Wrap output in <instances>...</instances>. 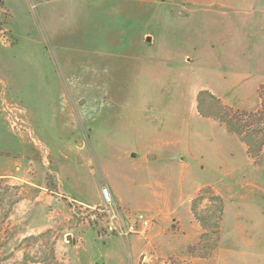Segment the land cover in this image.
<instances>
[{"label": "rangeland", "instance_id": "1", "mask_svg": "<svg viewBox=\"0 0 264 264\" xmlns=\"http://www.w3.org/2000/svg\"><path fill=\"white\" fill-rule=\"evenodd\" d=\"M263 79L264 0H0V219L24 200L32 222L26 238L9 230L0 264H118L124 237L100 236L89 209L108 187L157 223L152 187L167 173L174 204L196 192L206 236L192 256L214 255L237 203L225 245L234 264H264L243 258L264 255V150L251 157L217 118L258 110ZM225 162L240 182L222 195L204 183Z\"/></svg>", "mask_w": 264, "mask_h": 264}, {"label": "crops", "instance_id": "2", "mask_svg": "<svg viewBox=\"0 0 264 264\" xmlns=\"http://www.w3.org/2000/svg\"><path fill=\"white\" fill-rule=\"evenodd\" d=\"M263 82L264 79L259 83V85ZM223 99H225L224 96ZM257 106L258 104L255 107ZM8 117L11 116L7 115V118ZM225 130L228 132L226 127ZM228 133L240 139L239 136L230 132ZM244 146L248 152V148L245 143ZM162 147L164 146L162 144H159L157 148L162 150ZM231 155L233 154L231 153ZM163 162L169 161L164 158ZM202 168L203 170H208L206 166H203ZM213 169L215 170L214 176L212 173ZM213 169H210L212 170L211 175L213 179L209 182L204 183V186L211 185L218 194L225 195L224 191L227 189V187L232 184L233 181L240 180V178L235 175L236 169L234 168V166L227 162L221 163L218 166L215 165ZM209 172L210 171H208V173ZM169 178L170 175H168V173L165 176H161V178L158 179L157 183L152 187V191L155 194V200L152 202L151 206L153 209L157 210V213H159L157 215L160 216L161 219L156 223V226L147 234H132L124 237L126 250H124V252L121 254L118 264H141V258L145 253H147L148 260H151L153 264H177L173 262L172 257H175L177 260L182 259L181 264H234L233 260L237 259V252L232 247L230 248L229 246L225 245V223L229 220V218H231L232 216L234 217V215L236 221H238L241 216L240 205H238L237 203L225 204L223 218L221 221V236L219 243L214 250V255L209 259L192 256V254L188 252V247L199 242L203 232L201 224L194 219L191 210L190 201L196 192H194V194H191L192 197L190 200H179V202L174 204L170 196V185L167 183V180ZM202 187L203 186H201V188ZM242 189L244 190V188ZM192 190H194V187L192 188ZM192 190H190L189 193H191ZM245 192L246 197L249 190ZM250 192L252 193V191ZM187 195L189 196V194ZM183 197L184 195L182 194L181 199H183ZM120 200L123 202L121 197ZM23 201L24 200L21 201L22 204L21 202H18L16 204L15 209L11 214L10 218H13V221L9 218L5 221H3V219H0V252H4L6 250L5 247L1 245L11 244L17 238L9 235V230L16 224H18L16 228L22 230V238H26L31 234L30 232H25L24 230L25 228L29 229L32 225L30 215L26 216L30 211V209H28L30 202L25 204L23 203ZM260 210L264 211V207L261 206ZM171 212H177L178 215L185 214L186 218L185 220H182V218L180 217L179 219L181 221L178 222L176 227H174L175 221H170L169 219V214ZM19 213H21V215L18 216L20 220L14 221L16 215ZM35 228H37V232L40 233L46 228V225L39 223ZM243 258L246 262L250 260L258 261L261 258L263 259L264 255L257 256L247 253L243 255Z\"/></svg>", "mask_w": 264, "mask_h": 264}, {"label": "built area", "instance_id": "3", "mask_svg": "<svg viewBox=\"0 0 264 264\" xmlns=\"http://www.w3.org/2000/svg\"><path fill=\"white\" fill-rule=\"evenodd\" d=\"M103 203L89 209L90 219L100 236L147 234L156 226V216L148 210L131 211L119 205L108 187L102 188Z\"/></svg>", "mask_w": 264, "mask_h": 264}, {"label": "trees", "instance_id": "4", "mask_svg": "<svg viewBox=\"0 0 264 264\" xmlns=\"http://www.w3.org/2000/svg\"><path fill=\"white\" fill-rule=\"evenodd\" d=\"M258 92L261 99V106L258 110L240 115V113L228 108L225 109V114L222 117L216 116L226 124L230 133L241 137L247 145L248 154L251 157H257L264 150V83L259 86ZM204 116L211 117V115ZM255 136L258 143L257 149H254ZM218 228L220 229V227ZM203 236H206V233H203Z\"/></svg>", "mask_w": 264, "mask_h": 264}]
</instances>
